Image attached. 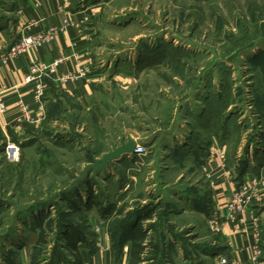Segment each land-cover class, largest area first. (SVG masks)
<instances>
[{"label": "rangeland", "instance_id": "obj_1", "mask_svg": "<svg viewBox=\"0 0 264 264\" xmlns=\"http://www.w3.org/2000/svg\"><path fill=\"white\" fill-rule=\"evenodd\" d=\"M73 1L79 11L95 6L85 22L96 94L79 104L50 86L39 125L0 134V264L47 261L48 248L31 249L39 211L94 233L97 208L71 212L60 196L81 182L87 163L126 138L144 154L89 176L93 206H115L100 218L113 246L126 250V264H212L220 236L208 225L209 146L223 147L235 179L244 164L264 174V0ZM14 2L0 0V17ZM7 140L19 147L14 163L4 156ZM77 193L70 201L85 207L86 187ZM146 204L155 209L137 223L146 235L135 241L132 217ZM254 215L264 250V200ZM136 243L144 251L129 254Z\"/></svg>", "mask_w": 264, "mask_h": 264}, {"label": "crops", "instance_id": "obj_2", "mask_svg": "<svg viewBox=\"0 0 264 264\" xmlns=\"http://www.w3.org/2000/svg\"><path fill=\"white\" fill-rule=\"evenodd\" d=\"M73 2L71 0L62 4L61 0H15L13 8L0 17V53L16 42L21 33V29L18 28L21 20L35 22V25L28 30L30 33L48 29L49 26L59 28L49 45L18 56L6 65L0 62V101L6 106V112L0 113V134L6 138H9V135H21L25 133L23 126L35 127L44 120L50 102L48 97L50 86L54 87L57 94L68 96L79 104L94 99L99 80L98 74L95 73V62L91 57L92 44L87 30L88 22H85L84 17L88 16V10L91 11L90 9H94L95 6L79 11L74 10ZM65 55L68 56L66 62L44 78L45 98L40 110L33 102L32 85L26 81V77L30 74L31 60L48 64ZM82 65L89 68L86 77L82 76L64 83L58 82L59 76L75 72L78 66ZM19 99L29 105L31 116L40 118V121L34 125L17 122L19 111L16 109V103ZM206 171L210 188L206 202L211 206V218L213 217L220 224L218 252L226 253L236 259L237 264H264L262 256L257 262L252 260L259 241L256 239L257 227L251 215H244V221H241L240 217L233 221L226 219L225 206L231 200L233 190L238 188L228 165L216 159L207 166ZM93 223L96 229L94 249L90 253L85 245L78 246L80 264H126V250L116 252L109 239L106 220L96 218ZM20 264L29 263L23 258Z\"/></svg>", "mask_w": 264, "mask_h": 264}, {"label": "built area", "instance_id": "obj_3", "mask_svg": "<svg viewBox=\"0 0 264 264\" xmlns=\"http://www.w3.org/2000/svg\"><path fill=\"white\" fill-rule=\"evenodd\" d=\"M71 0H61V3L70 2ZM87 20V17H84ZM35 22H27L21 20L18 24V28L21 29V33L17 38L16 42L11 45L7 50L0 53V62L4 65L10 61L16 59V57L29 54L31 51L49 45V43L57 35L59 28L56 26H49L45 30H36L32 33L28 32ZM68 56L61 57L52 60V62L41 63L35 59L31 60L30 74L26 77V81L32 85L33 102H35L38 108L42 109V103L45 98V83L44 78L53 73L56 68L66 62ZM89 73V68L86 65L78 66L77 71L66 73L58 77V82L64 83L71 81L79 77H86ZM16 109L19 111L17 122H25L32 124L40 121V118H33L31 116L29 105L24 103L22 100H18L16 103ZM6 106L0 101V113H5ZM4 148V156L6 160L14 163L17 161L19 147L10 142L6 141ZM145 148L142 145L136 144L132 154L129 156L135 157L144 154ZM207 157L202 165V171L207 175V166L211 165L216 159L224 162L225 154L223 148L215 142H212L207 150ZM211 185V184H210ZM264 200V174L257 175L249 172L245 175V180L241 185L231 193V200L226 204V219L233 221L237 217H240L241 221H244V215H251L254 224L256 225L257 219L254 215V207L258 203ZM209 228L212 232L218 233L220 230V224L213 217L210 218L208 223ZM257 241H259L258 231L255 233ZM263 255V251L259 248V245L255 248V254L252 257L254 262H257L258 258ZM212 264H237L236 259L231 258L226 253H218L212 258Z\"/></svg>", "mask_w": 264, "mask_h": 264}, {"label": "trees", "instance_id": "obj_4", "mask_svg": "<svg viewBox=\"0 0 264 264\" xmlns=\"http://www.w3.org/2000/svg\"><path fill=\"white\" fill-rule=\"evenodd\" d=\"M74 7V10H78L79 4L74 5ZM248 171L249 169L247 164H244L238 169V177L235 179L237 187L241 185ZM90 175L91 174L85 177V179L81 182L71 187L68 192H63L60 196V199L61 201L68 202L67 208L71 212H86L89 211L92 207H96L97 213L99 215L98 218H108L114 212L115 206L108 205V207L106 208L93 206L99 205V203L95 201V199L92 197V191H90ZM82 186L86 187L88 191L87 198L83 203V206L85 207H81L82 203L80 202V200H78V205H74V203L70 201L72 196L78 194L77 190ZM56 206L57 204L53 203V205H51L50 207L53 208ZM53 209H55V212H57L58 215L60 208ZM154 209L155 208L152 205L146 204L140 206L135 210L132 217V221L134 222V225H132L134 229L133 232H135V237L133 235L132 238H134L135 241L136 239H143V237H145L146 235L144 229H138L136 227L137 223H139L140 220H151ZM48 216V213H46L45 211H39L37 217L33 218L34 227L29 231V233H33V237L30 239V241L32 242L31 249L37 250L39 248L46 251L48 248L47 253L49 254V258L47 259V261H44V264H80L78 246L80 244H83L86 246L88 252L92 253L95 245L94 233L88 235V233L84 232V229L81 230V228L77 227L74 224H67L59 220L57 217L51 218ZM151 230L152 227L150 226L149 231ZM36 231H38L37 235L34 234V232ZM49 234L51 236L50 238L48 237ZM136 247L137 250H134ZM144 247V245L136 243L135 245H132L130 247L129 254L133 251L142 253L144 251ZM121 249L122 248H115L116 252L120 251ZM261 251L264 252V250L262 249ZM262 260H264V253L262 255Z\"/></svg>", "mask_w": 264, "mask_h": 264}, {"label": "water", "instance_id": "obj_5", "mask_svg": "<svg viewBox=\"0 0 264 264\" xmlns=\"http://www.w3.org/2000/svg\"><path fill=\"white\" fill-rule=\"evenodd\" d=\"M119 141L120 142L117 146L112 147L110 151L104 152L99 159L87 163L78 180H84L85 177L91 173L97 174L98 172L107 169L111 163L117 162L125 156L132 154L136 142L129 138H126L125 140L120 139Z\"/></svg>", "mask_w": 264, "mask_h": 264}]
</instances>
